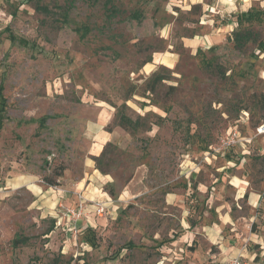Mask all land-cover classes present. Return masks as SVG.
<instances>
[{
    "label": "rangeland",
    "instance_id": "rangeland-1",
    "mask_svg": "<svg viewBox=\"0 0 264 264\" xmlns=\"http://www.w3.org/2000/svg\"><path fill=\"white\" fill-rule=\"evenodd\" d=\"M67 1L0 0V264L264 263V9L191 49L199 4ZM85 191L92 225L62 215Z\"/></svg>",
    "mask_w": 264,
    "mask_h": 264
},
{
    "label": "crops",
    "instance_id": "crops-1",
    "mask_svg": "<svg viewBox=\"0 0 264 264\" xmlns=\"http://www.w3.org/2000/svg\"><path fill=\"white\" fill-rule=\"evenodd\" d=\"M188 4H199L202 7V16L200 17L199 26L201 27V32L194 34V37H184L185 45L189 48H196V47H211L212 45H215L216 43H219L224 39V37L230 33V31L233 29V14H236L237 11H246L249 7L252 6L253 2H257L260 5V0H186ZM169 59V58H168ZM105 111L108 116H110V112L105 107H100L99 112ZM102 113L97 118V125L96 127L102 128V125L104 122L107 121V119H102ZM109 133H105L104 130H98L95 132V136L97 139H102L103 143L109 139ZM102 146L100 143H96ZM246 152V151H245ZM87 170V176H86V182L89 180V177H96V171L87 164L86 166ZM92 184V182L90 183ZM37 188H40V185L33 184ZM86 200L91 201H104L108 197L99 195V194H93L90 195L87 191L83 194ZM91 196V197H89ZM60 198L56 196V200L58 201ZM93 199V200H92ZM77 199L75 200L76 204ZM106 204V203H105ZM227 209V208H226ZM89 211V209H88ZM83 217V222L85 225H92L91 218L95 216V211L93 209V212L95 213H88ZM228 216V212L224 213V216ZM92 216V217H91ZM91 217V218H90ZM226 219V217H225ZM212 228L215 229L216 226H218L216 223H212ZM211 229V228H210ZM210 237V234H209ZM210 239V238H209ZM211 241V242H210ZM209 240V243L214 244L215 242H212ZM226 242V241H225ZM217 244H221V242H216ZM226 250L223 249L219 253L209 256L211 259H218L222 258L224 255H226ZM230 256H226L223 258L222 262L230 257L236 256L234 252ZM214 261V260H213Z\"/></svg>",
    "mask_w": 264,
    "mask_h": 264
},
{
    "label": "built area",
    "instance_id": "built-area-1",
    "mask_svg": "<svg viewBox=\"0 0 264 264\" xmlns=\"http://www.w3.org/2000/svg\"><path fill=\"white\" fill-rule=\"evenodd\" d=\"M260 7L264 9V0H260ZM256 134L264 136V123H260L255 127ZM235 142H237L236 132L233 133V135L226 136L225 140L223 141V148H230L232 145H235ZM246 151L247 150H243ZM264 151V150H263ZM225 152V151H224ZM88 204H91L90 206L93 207L96 214L101 215V212L105 208V203L102 201H94L86 200V198L78 194L77 195V201L76 204L73 207L65 206L61 204V207H63L62 215L65 216V218L68 221H72L74 223H77L82 220V218L86 215V211L88 209ZM224 264H264L262 262H257L253 260V258L249 259V261H245L244 257L236 255L233 257H230L225 260Z\"/></svg>",
    "mask_w": 264,
    "mask_h": 264
},
{
    "label": "trees",
    "instance_id": "trees-1",
    "mask_svg": "<svg viewBox=\"0 0 264 264\" xmlns=\"http://www.w3.org/2000/svg\"><path fill=\"white\" fill-rule=\"evenodd\" d=\"M73 0H68L67 3V7H70V5L72 4ZM105 4V9L107 12V15L112 17L118 14V9L113 5L111 0H105L104 2ZM249 11V10H248ZM247 13L243 12L240 15H245ZM129 17H131L132 19H140L141 14L139 12H131L129 13ZM233 34L232 39L234 41V45L236 47L241 46V44L243 43V41L247 38H250V34L248 33V31L246 32H237L235 30H232L231 32ZM194 35V34H193ZM264 97V95H263ZM116 114L118 115V121H119V125L125 129H129L130 131H136L139 123L137 120H132L130 117H128L126 114L123 113V111L121 109H119ZM51 183V182H48ZM27 238L23 237V236H18L14 239L13 244L17 245L18 242H26Z\"/></svg>",
    "mask_w": 264,
    "mask_h": 264
}]
</instances>
